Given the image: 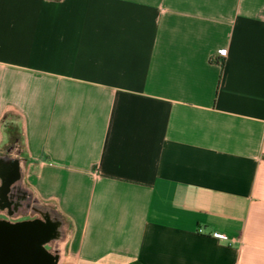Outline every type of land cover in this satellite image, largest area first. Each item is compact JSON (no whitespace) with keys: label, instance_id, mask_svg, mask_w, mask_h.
<instances>
[{"label":"crops","instance_id":"0c3cea01","mask_svg":"<svg viewBox=\"0 0 264 264\" xmlns=\"http://www.w3.org/2000/svg\"><path fill=\"white\" fill-rule=\"evenodd\" d=\"M5 153L58 264H264V0H0Z\"/></svg>","mask_w":264,"mask_h":264},{"label":"water","instance_id":"95a60500","mask_svg":"<svg viewBox=\"0 0 264 264\" xmlns=\"http://www.w3.org/2000/svg\"><path fill=\"white\" fill-rule=\"evenodd\" d=\"M0 160L8 162V165L1 170L0 196L4 200H9L10 203L14 202L12 186L15 181L19 189L29 199L28 205L25 206L21 214L36 217L32 221L22 223L19 229L9 230V233L4 235L8 264H14L13 260H16L18 256V237L22 264H58L62 247L67 239V225L63 216L55 208L42 203L26 184L24 162L20 157L5 153L0 155ZM9 172L10 174H8ZM1 209L2 207H0V211ZM49 215L56 220L53 225L48 222Z\"/></svg>","mask_w":264,"mask_h":264},{"label":"flooded vegetation","instance_id":"af4514ba","mask_svg":"<svg viewBox=\"0 0 264 264\" xmlns=\"http://www.w3.org/2000/svg\"><path fill=\"white\" fill-rule=\"evenodd\" d=\"M8 162L1 161L0 160V176L1 170L4 169V166H7ZM10 174V172L8 173ZM4 177V176H3ZM7 177V176H6ZM5 179V177H4ZM12 186V198L15 199L14 202L10 203L9 200H4L0 196V207H2L0 211V264H8V257L6 256L7 247L5 246V236L7 233H9V230L12 231L13 229H19L22 223H25L26 221H32L36 217L35 216H24L22 215V211L25 209V206L28 205V197L26 194L21 191L18 187V185L13 181ZM7 201V202H6ZM39 219H42L39 217ZM48 222L53 225V223H56V220L51 217V215L48 216ZM20 241L18 237V243H17V250H18V256L16 257V260H13L14 264H22L21 255L20 253ZM48 249V247H47ZM35 263V262H34Z\"/></svg>","mask_w":264,"mask_h":264},{"label":"built area","instance_id":"2783aa9c","mask_svg":"<svg viewBox=\"0 0 264 264\" xmlns=\"http://www.w3.org/2000/svg\"><path fill=\"white\" fill-rule=\"evenodd\" d=\"M215 236H218L217 234H214Z\"/></svg>","mask_w":264,"mask_h":264}]
</instances>
